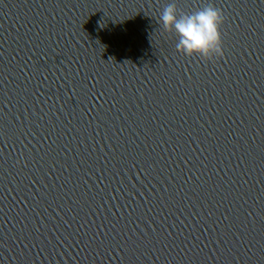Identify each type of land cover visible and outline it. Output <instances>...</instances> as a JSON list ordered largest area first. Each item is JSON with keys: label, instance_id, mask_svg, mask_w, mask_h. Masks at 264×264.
<instances>
[{"label": "water", "instance_id": "95a60500", "mask_svg": "<svg viewBox=\"0 0 264 264\" xmlns=\"http://www.w3.org/2000/svg\"><path fill=\"white\" fill-rule=\"evenodd\" d=\"M171 2L0 0V264H264V0Z\"/></svg>", "mask_w": 264, "mask_h": 264}, {"label": "clouds", "instance_id": "9594fccd", "mask_svg": "<svg viewBox=\"0 0 264 264\" xmlns=\"http://www.w3.org/2000/svg\"><path fill=\"white\" fill-rule=\"evenodd\" d=\"M223 12L214 5H206L191 13L180 11L174 2L164 6L159 16L163 31L178 37L175 47L187 57L204 60L223 57L221 26Z\"/></svg>", "mask_w": 264, "mask_h": 264}]
</instances>
